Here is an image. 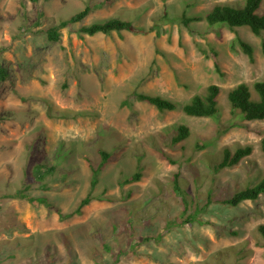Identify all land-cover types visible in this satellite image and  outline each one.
I'll use <instances>...</instances> for the list:
<instances>
[{"label":"rangeland","instance_id":"rangeland-1","mask_svg":"<svg viewBox=\"0 0 264 264\" xmlns=\"http://www.w3.org/2000/svg\"><path fill=\"white\" fill-rule=\"evenodd\" d=\"M244 2L0 0V264H264L257 232L264 194L235 208L206 206L209 193L228 197L264 177V120L243 121L227 101L240 84L257 98L264 32L182 24L183 14L204 17L215 5ZM85 6L91 7L85 19L58 30L57 41L48 39L50 28ZM112 18L133 28L109 36L79 31ZM237 36L252 46L253 64ZM210 85L220 89L219 113L184 115L181 106ZM136 92L178 108L159 113L137 102ZM181 125L189 136L172 145ZM246 145L253 147L249 157L212 173L210 161L224 148ZM100 150L110 158L91 196L112 202L93 200L80 216L63 219L89 193V165L100 162ZM51 167L38 179L37 170ZM139 171V182L120 185ZM176 175L184 201L173 192Z\"/></svg>","mask_w":264,"mask_h":264},{"label":"trees","instance_id":"trees-1","mask_svg":"<svg viewBox=\"0 0 264 264\" xmlns=\"http://www.w3.org/2000/svg\"><path fill=\"white\" fill-rule=\"evenodd\" d=\"M263 0H245L242 7H234L231 5H215L213 8L205 14L204 17H186L182 15V24L185 27L193 22L204 21L209 27H225L230 31H235L238 28L246 27L255 36H260L264 32V12L258 14V10L262 4ZM91 12L90 6H85L82 10L75 13L68 20L61 21L58 26L52 27L47 31V36L50 41H57L59 37L58 30L66 27L69 24H75L81 22L85 19ZM133 28V24L127 20H121L118 18H112L103 22L92 23L88 26H83L80 28V33L88 36H95L97 34L109 36L112 33H120L123 31H130ZM236 42L243 54H245L250 63H254V51L250 44L246 43L238 36L236 37ZM262 53L264 54V42L262 43ZM215 70L219 72L218 62L214 59ZM5 78V73L3 69L0 68V81ZM253 90L256 94V99H253L249 88L240 84L234 89L227 93V101L229 103L230 109L233 114L240 116L243 121H263L264 120V80L256 82L253 84ZM220 94V89L216 85H210L206 88L205 92L201 95H195L186 104L181 106V111L184 115L191 118H214L219 113L218 97ZM134 99L137 102L145 103L152 106L159 113L173 112L178 107L177 105L165 98L160 96H151L143 93H134ZM188 127L181 125L178 127L175 136L171 140L172 145L179 144L186 140L189 136ZM260 150L264 153V138L260 140ZM253 152V147L251 145H246L238 147L231 151L229 148H224L221 153V158H217L210 161V169L213 174H218L222 170L232 168L237 166L242 160L249 157ZM100 162L97 165H89L91 171V180L89 193L80 201L78 207L70 214L62 216V218H71L73 216H80L82 214V209L88 206L93 200L101 202H112L110 197L95 198L91 196V193L98 184V177L108 163L110 154L100 150L99 152ZM163 159H167L164 154H161ZM219 159V160H218ZM40 166V165H39ZM37 167V166H36ZM41 167V166H40ZM37 170V169H36ZM54 167L46 168L44 170H37L34 172L39 175L38 179H44L47 175L52 174ZM141 172H136L132 176L126 178L122 183L123 185H129L137 183L141 180ZM173 192L176 195L181 196L185 194V189L180 185L177 175L172 183ZM264 194V177L254 186L246 187L237 190L233 195L228 197L220 196H210L208 195L209 204H222L230 208H235L246 201H256L261 195ZM183 196V195H182ZM181 196V198H182ZM19 198H27L23 194H19ZM130 197V194H128ZM184 201V198H182ZM32 204H47L46 199H29ZM206 206L197 207L196 212H194L195 217L192 219L189 217L186 220L188 225L192 224L196 220V215L204 211ZM205 208V209H204ZM140 218L139 220H141ZM147 223L142 225L147 227ZM126 226L127 229H131L132 222L127 219ZM258 235L260 236L263 246H264V224L257 227Z\"/></svg>","mask_w":264,"mask_h":264}]
</instances>
